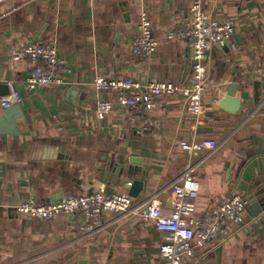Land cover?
Listing matches in <instances>:
<instances>
[{"label": "crops", "instance_id": "1", "mask_svg": "<svg viewBox=\"0 0 264 264\" xmlns=\"http://www.w3.org/2000/svg\"><path fill=\"white\" fill-rule=\"evenodd\" d=\"M192 2L0 0V84L13 83L20 98L0 107V264H164L159 248L166 234L134 213L104 212L101 229L86 233L79 215L38 219L16 208L30 199L47 204L95 191L127 193L139 180L133 207L156 196L170 214L171 186L188 165L199 184L191 200L195 218L234 196L254 203L240 225L179 264H264V0L203 3L235 31L226 47L207 53L200 117L186 111L180 92L155 97L153 110L136 117L119 104L118 92L93 85L102 77L186 87L190 48L167 37L187 21ZM141 12L158 44L150 57L132 51ZM26 45L56 49L67 70L62 84L26 86L31 64L11 60L12 48ZM231 86L241 102L234 114L218 105ZM100 101L110 104L102 119ZM202 139L218 147L192 155L179 147Z\"/></svg>", "mask_w": 264, "mask_h": 264}, {"label": "built area", "instance_id": "2", "mask_svg": "<svg viewBox=\"0 0 264 264\" xmlns=\"http://www.w3.org/2000/svg\"><path fill=\"white\" fill-rule=\"evenodd\" d=\"M206 0H193L189 8V18L179 29L168 34L169 40L185 42L190 48L191 77L186 87L180 88L170 83H148L142 86L130 79L111 81L96 77L93 85L96 90H113L118 92L117 101L126 106L138 117L139 110L150 113L153 110L154 98L162 94L180 92L185 98L186 111L200 117L204 114L202 96L206 90L207 71L205 59L213 49L226 47L233 38L234 26L225 18L213 17L203 9ZM139 36L133 41L132 51L142 57H150L157 47L152 37L150 22L145 12H141L138 22ZM14 63L28 61L31 71L24 83L28 88H47L62 84L63 62L56 56L53 46L26 45L15 46L11 50ZM8 94L0 96V107L9 108L19 102V94L13 83L7 84ZM97 116L102 119L110 110L108 102L97 103ZM148 124V121H144ZM147 130V126L143 127ZM188 155L202 151L212 152L218 144L210 139L182 141L179 144ZM130 185V183L128 184ZM199 184L194 176V166L188 165L170 189L172 207L170 214L161 211L163 201L154 196L143 205L133 207V198L128 193L107 195L103 191H95L81 196H68L55 203H38L30 199L16 209L31 218L51 219L57 215H79L84 222L80 230L94 233L103 225L104 212L121 215L134 213L142 220L150 222L158 231L166 234L159 248L164 264H179L181 257H194L196 249H208L214 240L226 234L229 226L240 225L249 205V200L234 196L219 204L210 213L202 217H194V199Z\"/></svg>", "mask_w": 264, "mask_h": 264}, {"label": "water", "instance_id": "3", "mask_svg": "<svg viewBox=\"0 0 264 264\" xmlns=\"http://www.w3.org/2000/svg\"><path fill=\"white\" fill-rule=\"evenodd\" d=\"M188 56L190 57V53H188ZM259 84H254V103L258 104L260 100V90H259ZM233 90L234 87L231 86L227 93L224 95V97L220 98L218 100V105L223 110H226L232 114L236 113L240 109V99L233 97ZM8 87L5 84H0V96H5L8 94ZM128 187V195L132 198H137L138 194L142 190V182L139 180H134ZM249 203H254V200L251 201V197L248 198ZM55 202L51 201V204Z\"/></svg>", "mask_w": 264, "mask_h": 264}]
</instances>
